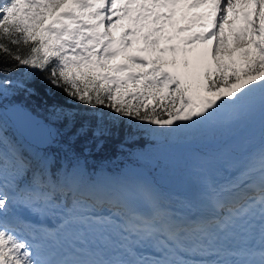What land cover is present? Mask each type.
<instances>
[{"label": "snow or ice", "instance_id": "obj_1", "mask_svg": "<svg viewBox=\"0 0 264 264\" xmlns=\"http://www.w3.org/2000/svg\"><path fill=\"white\" fill-rule=\"evenodd\" d=\"M0 264H264V0H0Z\"/></svg>", "mask_w": 264, "mask_h": 264}, {"label": "trees", "instance_id": "obj_2", "mask_svg": "<svg viewBox=\"0 0 264 264\" xmlns=\"http://www.w3.org/2000/svg\"><path fill=\"white\" fill-rule=\"evenodd\" d=\"M13 101L20 102L24 104L26 107L30 108L32 111L37 113L38 115H41L45 119H47V112L44 110L45 105L43 103V93H41V96H33V97H28L25 98L23 95L20 96H14L11 97ZM59 127V125H57ZM115 154V149L113 148L111 151L108 153H105L103 157H97V160H100L101 158L107 159L110 158L112 155Z\"/></svg>", "mask_w": 264, "mask_h": 264}, {"label": "water", "instance_id": "obj_3", "mask_svg": "<svg viewBox=\"0 0 264 264\" xmlns=\"http://www.w3.org/2000/svg\"><path fill=\"white\" fill-rule=\"evenodd\" d=\"M15 102H17V101H15ZM17 103H19V102H17ZM31 110V109H30ZM32 111V110H31ZM33 112V111H32ZM33 115H36L37 116V118H39V119H45L44 117H42L41 115H38V114H36L35 112H33ZM46 120V119H45Z\"/></svg>", "mask_w": 264, "mask_h": 264}, {"label": "rangeland", "instance_id": "obj_4", "mask_svg": "<svg viewBox=\"0 0 264 264\" xmlns=\"http://www.w3.org/2000/svg\"><path fill=\"white\" fill-rule=\"evenodd\" d=\"M9 134H11V129H9ZM125 163H127V161H125ZM121 166H123V165H121Z\"/></svg>", "mask_w": 264, "mask_h": 264}]
</instances>
